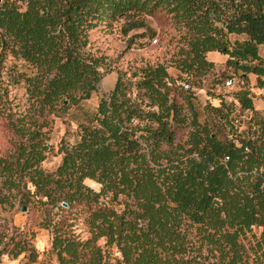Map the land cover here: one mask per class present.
Instances as JSON below:
<instances>
[{"label":"trees","instance_id":"1","mask_svg":"<svg viewBox=\"0 0 264 264\" xmlns=\"http://www.w3.org/2000/svg\"><path fill=\"white\" fill-rule=\"evenodd\" d=\"M145 17L176 30L170 57L119 70L45 170L52 116L89 98L103 76L107 56L92 31L124 20L127 35ZM260 46L264 0H0V119L9 133L0 208L49 207L41 226L58 264H264V110L248 78L264 88ZM210 51L226 55L221 71L237 73L240 86L208 94L217 102L199 111L195 89L215 69ZM8 57L27 71L8 72ZM16 83L21 107L9 96ZM79 217L86 236L74 229ZM15 231L0 235L8 237L0 255L36 260L34 234Z\"/></svg>","mask_w":264,"mask_h":264},{"label":"rangeland","instance_id":"2","mask_svg":"<svg viewBox=\"0 0 264 264\" xmlns=\"http://www.w3.org/2000/svg\"><path fill=\"white\" fill-rule=\"evenodd\" d=\"M123 23L124 20H118L111 29L103 28L92 31L90 39L94 49H98L99 53L107 56V64L100 68L103 76L98 84L99 88L93 91L89 98L81 100L76 105H71L66 112L58 116H52L53 123L49 132L48 142L54 149L47 159L42 162V167L45 170H53L60 162L61 155H54L59 140L64 136L72 141L78 124L85 123L93 115L101 94L112 89L119 70H129L130 67L140 66L156 60L162 61L169 58L173 52L176 45L177 32L168 21L165 25H160L155 19L145 17L143 20L144 25L132 29L127 35H123L120 31V26ZM152 30L156 32L153 34ZM171 37L172 40L170 41ZM153 39H156V41L153 42ZM5 67L12 74L27 71L24 62L11 57L6 60ZM221 70L220 68L212 70L202 82V88L195 89V107L199 111L202 110L205 102H217L216 99L208 97L209 95L222 96L224 93L231 92L240 86L237 73L231 70L224 72ZM5 77L6 75L4 74ZM230 78H233L235 83L231 87H226L225 81ZM249 79L254 83L250 87L255 106L259 110H264L263 88H258L255 85L256 80L253 77H249ZM8 89L10 99L21 107L25 103L24 85L22 83L11 84ZM8 148L9 133L4 121L0 119V156L5 154ZM84 183L95 191L100 189V184L94 180L85 179ZM23 206H25L24 210L22 209ZM48 209L49 207L39 204L20 205L18 202H15L10 209L0 208V235L4 233L10 235L12 231L15 233V228L18 230L22 229L24 232H32L34 237L31 243L37 252L36 260L31 262L24 255L12 259L4 253L0 255V264H58L55 254L49 253V230L41 226V222L47 216ZM54 212H56L55 208L51 213ZM73 222L76 232L86 236V227L82 222V218H74ZM252 233L258 235L259 229H253ZM7 239V236L3 237L0 248L3 247Z\"/></svg>","mask_w":264,"mask_h":264},{"label":"crops","instance_id":"3","mask_svg":"<svg viewBox=\"0 0 264 264\" xmlns=\"http://www.w3.org/2000/svg\"><path fill=\"white\" fill-rule=\"evenodd\" d=\"M259 51H260V54L262 56H264V46H260ZM207 58L215 63V69H218V68L223 69L224 68V63H225V60H226V55H224V54H222V53H220L218 51H210V52L207 53ZM249 77H253V79L256 80V76L254 74H248V78ZM253 84L254 83L251 82L250 79H249V85L251 86ZM253 103H254V101H253ZM254 107H255V109H259L258 107L255 106V103H254Z\"/></svg>","mask_w":264,"mask_h":264},{"label":"built area","instance_id":"4","mask_svg":"<svg viewBox=\"0 0 264 264\" xmlns=\"http://www.w3.org/2000/svg\"><path fill=\"white\" fill-rule=\"evenodd\" d=\"M152 41L155 42L156 39H153ZM234 83H235L234 79L231 78V79H228V80L225 82V85H226V87H231V86H233ZM110 264H116V263L112 261Z\"/></svg>","mask_w":264,"mask_h":264},{"label":"water","instance_id":"5","mask_svg":"<svg viewBox=\"0 0 264 264\" xmlns=\"http://www.w3.org/2000/svg\"><path fill=\"white\" fill-rule=\"evenodd\" d=\"M97 88H99V86H97ZM262 91L264 92V88L262 89ZM63 206H66V203H62ZM22 209H25V206L22 207Z\"/></svg>","mask_w":264,"mask_h":264}]
</instances>
